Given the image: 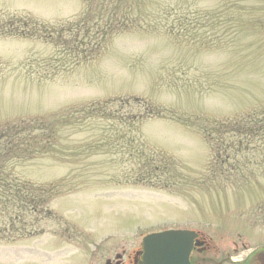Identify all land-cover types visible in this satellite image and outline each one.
Instances as JSON below:
<instances>
[{"label": "rangeland", "instance_id": "374dc122", "mask_svg": "<svg viewBox=\"0 0 264 264\" xmlns=\"http://www.w3.org/2000/svg\"><path fill=\"white\" fill-rule=\"evenodd\" d=\"M85 9L116 31L98 57L69 70H56L70 58L61 47L57 54L42 39L0 34V124L65 114L55 120L51 153L0 162L12 183L57 186L47 204L53 216L27 214L23 224L9 226L12 239L0 240V264L14 261L12 253L38 254V264H99L111 247L127 249L168 229L228 236L217 241L221 248L232 249L233 241L241 249L242 243L264 247V0H0V30L22 16L60 24ZM171 27L184 30L175 37ZM206 43L215 46H200ZM43 73L52 76L40 79ZM117 97L196 118L131 125L123 118L136 106L123 108L119 120L74 112ZM254 113L262 121L252 145L229 152L224 163L212 160L214 150L194 127L197 118ZM226 147L219 145L222 153ZM156 164L159 170H150ZM1 210L0 204V224L13 207ZM18 228L36 231L14 238Z\"/></svg>", "mask_w": 264, "mask_h": 264}, {"label": "trees", "instance_id": "16d2710c", "mask_svg": "<svg viewBox=\"0 0 264 264\" xmlns=\"http://www.w3.org/2000/svg\"><path fill=\"white\" fill-rule=\"evenodd\" d=\"M86 3L88 0H84ZM98 5V4H97ZM103 8V6H102ZM132 15V14H131ZM199 18V17H198ZM196 19V18H193ZM192 19V20H193ZM101 16H95L91 10L85 9L79 16L71 21L62 22L60 24H49L39 22L28 16H22L17 26L8 24L7 27L0 30V34L4 36H17L24 38H39L44 42L53 46L55 53L59 54L60 47L62 48V55L69 56L68 60L63 61L56 66V70H69L76 65L87 63L98 57L105 49V41L116 31L114 28L110 29V21L104 18L103 24L100 23ZM193 22V21H190ZM115 27V26H114ZM175 27V26H173ZM169 30L171 35L180 32V27L177 30ZM123 31V28H119ZM175 29V28H174ZM188 27L186 31H190ZM125 31V30H124ZM173 37V36H172ZM196 40H191V44ZM202 47H214L212 43L200 45ZM64 50V51H63ZM58 58H55L56 62ZM60 62V61H59ZM40 79H47L52 76L49 73L37 74ZM137 107V110L127 113L128 124H138L143 118L161 117L170 118L183 124H190L196 117L179 118L172 110L156 106L146 100L132 99V98H108L106 100L91 102L85 104L82 108L74 110V112H87L94 118L106 120H119L116 117L121 113L123 108ZM135 110V109H134ZM71 113V112H69ZM99 114V115H97ZM64 112L57 115L37 116L36 118L27 120H16L0 124V162H6L12 158L19 161H25L28 158L36 156H45L52 152V148L56 143L57 124L55 120H63ZM121 119V120H123ZM125 120V121H126ZM261 118L257 114H250L241 118L225 119L221 121H208L206 119L197 118L194 127L198 129L202 136L210 143V147L214 152L212 153V160H220L221 163L229 159V152H239L247 145H252L253 140L257 137L254 134H259L255 130L256 126L260 124ZM202 125V126H201ZM214 134L216 139L209 140V134ZM253 137V138H252ZM119 137L117 140H122ZM229 141V142H227ZM237 146H231V144ZM225 144L227 147L225 153L220 151L219 145ZM255 145V144H254ZM255 148V147H254ZM257 148V147H256ZM264 147H262L263 150ZM134 151H138L136 148ZM220 151V152H218ZM228 154V157H225ZM5 159V160H4ZM143 169L148 167V161L142 160L140 162ZM171 164L168 161L167 167ZM210 167V166H209ZM3 166L0 163V204L2 205V213H7V209L13 207L11 214H7V221L0 224V240H10L8 228L20 222L25 215L31 214L35 216L49 217L53 214L48 210L49 200L57 195V186L52 183L48 184H33L28 182L8 181L3 174ZM159 170L158 164L153 166L150 170ZM147 171V170H146ZM11 206V207H10ZM18 228L17 237L22 238L25 235L32 234L33 231H22ZM19 231V232H18Z\"/></svg>", "mask_w": 264, "mask_h": 264}, {"label": "flooded vegetation", "instance_id": "af4514ba", "mask_svg": "<svg viewBox=\"0 0 264 264\" xmlns=\"http://www.w3.org/2000/svg\"><path fill=\"white\" fill-rule=\"evenodd\" d=\"M187 230L196 233L190 241L187 264H264V247L248 249L247 245L242 243L245 249H241L233 241L232 249L221 248L222 243L218 244L217 241H224L228 236L219 234L214 240L197 230ZM144 236L140 238L139 242H133L127 249L124 246L118 247V245L111 247L102 255L99 264H150L147 252L142 246ZM229 239L231 240L230 237ZM14 254L18 253H12V257L16 258L14 261L11 258V264H26L30 256L34 257V264L40 262L37 260L38 254L22 255L20 259Z\"/></svg>", "mask_w": 264, "mask_h": 264}, {"label": "water", "instance_id": "95a60500", "mask_svg": "<svg viewBox=\"0 0 264 264\" xmlns=\"http://www.w3.org/2000/svg\"><path fill=\"white\" fill-rule=\"evenodd\" d=\"M194 235L196 233L189 230H165L145 236L142 246L150 264H187Z\"/></svg>", "mask_w": 264, "mask_h": 264}]
</instances>
